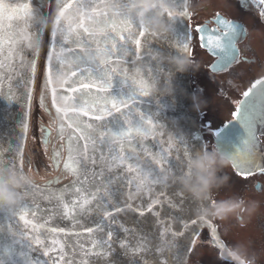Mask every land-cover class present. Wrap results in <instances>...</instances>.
<instances>
[{
  "label": "snow or ice",
  "instance_id": "snow-or-ice-1",
  "mask_svg": "<svg viewBox=\"0 0 264 264\" xmlns=\"http://www.w3.org/2000/svg\"><path fill=\"white\" fill-rule=\"evenodd\" d=\"M250 5L264 18V0H240L242 8ZM44 7V0H0V97L9 104L19 101L22 86L31 106L35 57L46 44L40 104L49 115L55 111L52 123L60 142L59 147L53 145L49 158L54 169H60L63 160L72 179L60 188L52 187L60 184L59 177L43 186L27 184L18 191L30 201L0 208V264H187L204 226L210 229L213 246L223 253L227 245L212 217L198 215L202 206L178 187L168 191L175 185L170 177L183 174L181 164L171 159L172 151L181 160L183 149L185 160L209 144L199 130H183L176 120L163 139L162 97L153 90L162 85L167 96V89H172L174 69L165 61L174 57L164 49L144 46L162 39L176 51L175 58L190 60L191 32L187 27L178 37L175 28L178 19L190 15L186 0H162L158 8L171 26V36L153 34L137 21L136 0H55L48 13ZM214 23L215 28L207 23L196 27L199 44L215 57L213 74L230 72L241 60L239 45L249 33L244 24L219 13ZM25 48L33 49L31 57ZM200 94L198 89L191 96L194 107ZM49 95L51 108L46 104ZM242 95L232 121H239L246 136L234 151L226 147L231 141L222 135L223 129L205 127L214 146L233 159L234 176L246 181L264 174V78ZM149 101L151 108L146 107ZM19 128L26 134V119ZM41 132L47 152L51 130ZM6 144L0 145V170L22 175V148ZM252 188L264 192V185ZM41 200L46 201L44 207ZM186 205H195V211ZM217 264L232 262L220 258Z\"/></svg>",
  "mask_w": 264,
  "mask_h": 264
},
{
  "label": "flooded vegetation",
  "instance_id": "flooded-vegetation-1",
  "mask_svg": "<svg viewBox=\"0 0 264 264\" xmlns=\"http://www.w3.org/2000/svg\"><path fill=\"white\" fill-rule=\"evenodd\" d=\"M52 1L48 0V12L54 8ZM139 1L141 0H136L138 3L133 9V15L138 18L137 21L142 23L153 34L167 33L171 36V26L165 18L159 15L158 8L162 0H145V3ZM222 1L186 0V7L190 15L186 20L182 21L178 19L175 23L177 34H180L181 31H183V35L186 34L188 27L192 35L189 55L191 67L186 71H178L175 68L173 61L176 59V51L170 46V43L162 39H156L155 46L171 52L174 57L171 62L165 61L166 64L173 65L174 71L177 72L175 79L181 85V88L174 90L173 95H179L181 98L177 100L181 116L189 114L191 117V119L185 120L186 122H182V125L187 123L190 128L192 126L198 127L199 134H202L204 140L209 144L208 149L199 153H193L190 156L191 163L182 171L183 174L170 177L175 185H172L168 191L171 193L178 187L180 191L195 201L197 205L202 206V211L198 215L212 217L213 226L216 227L220 239L227 245L223 253H219L211 242L210 229L204 226L199 229L196 245L188 257L187 264H217L220 258L231 260L232 264H264V192H258L252 188V185H264V174L256 173L245 181L234 176L232 165L224 167V170L216 164L207 171L200 170L194 165L206 152L216 149L214 137L209 134V128L205 127L206 125L210 126L213 131L223 129L222 135L231 141V143L226 145L229 151H234L241 143L246 133L238 120L232 121V112L235 111L239 101L243 99L242 93L257 79L264 78V18L259 16V11L254 6L250 5L244 9L240 7L236 0H229L243 14V18L253 24L252 29H250L245 25L244 21L234 19L227 14L228 9L227 7L224 8L223 4H221ZM229 5V12L232 13L233 10L231 8L233 5L232 3ZM147 7H150L152 10L146 12ZM217 13L227 16L230 20H237L244 24L248 30L249 38H246L239 45L240 62L234 65L230 72L213 74L210 70V65L215 61V57L207 49L200 47L199 35L195 29L198 25L204 23L214 27L215 23L213 20ZM160 24L164 28L163 30L160 29L159 33H156L155 31L159 30L157 25ZM141 43L142 45L144 44L143 38H141ZM202 50H205L204 53H201ZM206 65L209 68V72L205 71ZM225 76L229 77L227 78L229 81H234L233 84L235 86L222 84L226 88L224 93L213 97L208 91L211 87H215L214 89L218 90V87L216 88L218 85L216 78H224ZM200 88L203 89V92L199 95L198 102L194 107L191 96L198 89L201 90ZM185 93L189 94L188 98H185ZM208 95L212 96V99L207 102L199 99L200 96L208 97ZM187 101L190 102V108L184 105ZM165 104L166 108L170 109L168 98H166ZM231 121L232 123L229 124ZM226 124H229L227 128L224 127ZM261 139L264 140V137H261ZM182 157L183 154L181 153ZM171 159L175 163L173 155ZM209 173H211V178L207 187L202 192H193L192 188L199 189L201 187L198 176L208 178ZM66 181L68 180L60 177V183H65ZM230 181L233 183H230ZM224 183L232 187L240 186L244 194H241L238 199L224 200L228 197L223 191H217L214 194L208 193L211 185L216 188L218 185ZM213 196L218 201H213ZM208 201H212V204L205 207L204 205ZM186 207H191L193 212L195 211V205H186ZM161 218L166 219V214L162 213ZM192 218L195 219L196 216L193 215ZM152 224L155 225L154 218H152ZM173 227H176V225H173ZM183 239L181 238V240Z\"/></svg>",
  "mask_w": 264,
  "mask_h": 264
},
{
  "label": "rangeland",
  "instance_id": "rangeland-1",
  "mask_svg": "<svg viewBox=\"0 0 264 264\" xmlns=\"http://www.w3.org/2000/svg\"><path fill=\"white\" fill-rule=\"evenodd\" d=\"M40 1V0H39ZM237 3H239L240 5V0H236ZM55 3V0L52 1V4ZM230 3H232L233 7L231 8L233 10L232 13L229 12L228 8L230 5ZM44 4H45V8H47V6H49L48 4V0H44ZM224 8L227 7L228 12L227 14H229L232 18L234 19H240L242 21L245 22V25H247V27H249L250 29H252L253 24L251 22H249L248 20H246L245 18H243V14L240 13V11L234 7V3L233 2H229V0H223L222 3ZM229 5V6H228ZM241 7V6H240ZM242 8V7H241ZM245 9V8H244ZM135 16V15H134ZM50 27H48L49 30ZM47 30V33H48ZM160 29L155 31L156 33H159ZM152 33V32H151ZM172 35V34H171ZM179 37L183 36V31H181L180 34H177ZM157 40L150 42V45H144L145 47L147 46H152L153 49H159V46H155ZM46 44L44 47V51L41 54V60L39 62V72H38V77H37V86H36V93L34 96V103L32 105V126L30 129V139H29V143H28V152L26 153L25 157H26V172L27 174L30 176L31 179H36L39 182H43V181H49L52 180L56 177H62V178H68L69 175H66L64 169H63V160L61 162V167L60 169H54L51 166V160H50V154H51V149L53 147V145H55L56 147L60 146V142H58L56 140V131H55V125H53L52 120L55 117V111L52 110V114L49 115V113L45 110L44 107H41L40 104V96L41 93L44 91V78H43V74H44V70H45V60H46ZM205 51V50H204ZM204 51L202 50L201 53H204ZM190 55V53H189ZM166 64V62H165ZM169 67H173V65L170 64H166ZM130 68L134 67L133 65H129ZM176 68V66H175ZM209 68L207 67V65L205 66V71H208ZM209 72V71H208ZM177 76V72L173 71V76H172V89H170L171 91L168 92V95L165 96V89L163 88V86H159L158 88L154 89V94L159 95L161 98L160 100V105H161V110L159 113V117L161 119V122L164 123L166 125V127L163 129L164 132V136L163 139L167 140L168 138V132L171 127V123L172 120H176L178 122V124H183L182 122H184L186 119H189V116L184 114L183 116H181V112L179 109V106L177 105L178 102L177 100L180 99L179 95H173L174 94V90L181 88L180 83H177L175 77ZM231 76V75H229ZM227 78L229 77H217L216 78V82H217V86L218 90L214 89L213 87L208 88L210 89L208 91V93H210L213 97H216V95H220L224 93V90L226 89L223 85L225 84L226 86L228 85H232L233 87L235 86L233 82L229 81ZM235 78V77H234ZM226 79V80H223ZM223 84V85H222ZM201 92H203L202 88ZM220 91V92H219ZM227 93V92H225ZM186 96L185 98H188L187 93H185ZM166 98H168L172 103L170 104L171 106V110L166 109L162 104H165L164 102L166 101ZM201 101L203 102H207L210 100V97L207 99L206 97H201L199 98ZM212 99V98H211ZM46 104L48 106V108H51V100L50 98H48V100L46 101ZM184 105H186L187 108H190V102H186L184 103ZM153 105L151 106H147L151 108ZM141 107H144L143 105ZM178 111V112H177ZM186 115V116H185ZM186 122V121H185ZM187 127V129H191L189 128L188 124L185 123L183 126ZM41 128H47L51 130V136L49 137V144H48V151H45V147L42 143V132H41ZM185 128V127H184ZM193 129H198V127L196 128L195 126H192ZM172 130V129H171ZM186 130V129H185ZM187 131V130H186ZM181 153H183V149H181ZM66 154V155H65ZM172 155L174 157H176V152L175 150L172 151ZM64 156H67V153L65 151ZM191 157H188L187 160H183V158L181 160H176L175 159V163L177 165L181 167H185L187 166L191 161L189 160ZM225 170V168H223ZM46 174L45 176H43V178H41V175ZM243 190V189H242ZM241 190L240 186H228L226 183L224 184H220L218 185L216 188L214 186H210V189L208 190V193L210 194H214L215 192H225L226 196L228 198L224 199V200H233V199H238V197L241 194H244L243 191ZM223 200V199H222ZM213 201H218L215 200V197L213 196Z\"/></svg>",
  "mask_w": 264,
  "mask_h": 264
},
{
  "label": "water",
  "instance_id": "water-1",
  "mask_svg": "<svg viewBox=\"0 0 264 264\" xmlns=\"http://www.w3.org/2000/svg\"><path fill=\"white\" fill-rule=\"evenodd\" d=\"M37 1L40 2L39 0H37ZM144 1L145 0H141L139 2H144ZM136 4H137V2H136ZM220 16L223 17L224 19L229 20L226 16H223V15H220ZM135 18L138 20L137 16H135ZM208 27L215 28L216 26L214 25V27H211L208 25ZM45 32H46V30H45ZM41 49H42V47L39 49V55L41 53ZM25 53L29 57H31L33 54V49L25 48ZM39 55L35 57L37 66H36L35 81H34V85L32 86V89H33L32 90V100H33V95L35 92L34 89H35L36 81H37L36 77H37V72H38V68H37L38 62H39V58H40ZM45 67H46V62H45ZM27 69H28V65H27V63H25L24 64V70L27 71ZM43 78H45V70H44ZM15 84H16V82H14V85ZM17 95L20 96L21 99H19V101L14 100L11 104H9L8 101H6L2 97H0V118H3V122L0 123V145H4L5 147H7L6 143L11 142L13 148H15V146L18 144L22 148L23 156H24L25 151H26V147H27L26 146L27 140L29 137L28 133H29L30 124H31L30 119H31V113H32L31 108H32L33 101L31 100V106L28 107L25 89L22 86L19 87ZM49 98H50V95H49ZM50 100H51V98H50ZM25 113L27 114L26 116H25ZM22 119H26V122L28 125L26 134L23 133L22 130L19 128V123ZM24 159H25V157H24ZM187 166H185V167H187ZM185 167H183V168H185ZM24 171L25 172L21 175V174L15 172L14 170H7V169L0 170V184L6 185L10 191L14 192L17 196L22 197V200L25 199V200L30 201L31 197H25L24 198L20 194V192L18 191L19 189L24 188V186L27 184H33V182H28L31 179L28 177L25 169H24ZM12 179H15V181H17L18 183L16 185H13L11 183ZM65 179H68V178H65ZM67 183H69V182H67ZM34 184L38 185L35 182H34ZM39 184H41V183H39ZM63 185L64 184L55 185L52 187L53 188H60V187H63ZM125 191L127 192L129 190L126 189ZM132 191H134V189H132ZM38 202L41 203L42 207H44L46 205V201L41 200ZM57 223L60 224V226H64V224L60 221H57ZM152 226H153V230H156V227H158V226L153 225V224H152ZM34 255H40V254L35 253Z\"/></svg>",
  "mask_w": 264,
  "mask_h": 264
},
{
  "label": "clouds",
  "instance_id": "clouds-1",
  "mask_svg": "<svg viewBox=\"0 0 264 264\" xmlns=\"http://www.w3.org/2000/svg\"><path fill=\"white\" fill-rule=\"evenodd\" d=\"M157 28L163 30L164 26L162 24L157 25ZM173 63L175 64L178 71H186L191 67V61L188 59L176 58ZM167 91H171L167 89ZM234 161L227 152H222L219 149L206 152L204 156L196 162V167L200 170L207 171L212 168L213 165L218 164L222 168L233 165ZM211 178V173L209 177L198 176L201 187L199 189L192 188L193 192H202L208 185L209 179ZM28 182H35V180H29ZM13 185H16L18 182L15 179L11 180ZM22 201V197L17 196L14 192L10 191L8 187L4 184H0V208H9L18 205Z\"/></svg>",
  "mask_w": 264,
  "mask_h": 264
},
{
  "label": "bare ground",
  "instance_id": "bare-ground-1",
  "mask_svg": "<svg viewBox=\"0 0 264 264\" xmlns=\"http://www.w3.org/2000/svg\"><path fill=\"white\" fill-rule=\"evenodd\" d=\"M138 3V2H137ZM46 174H43V175H41V178H43V176H45Z\"/></svg>",
  "mask_w": 264,
  "mask_h": 264
}]
</instances>
